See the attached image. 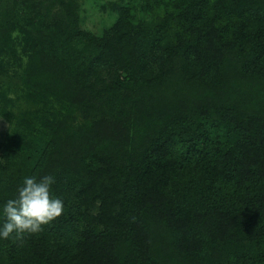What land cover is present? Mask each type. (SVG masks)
<instances>
[{
	"label": "trees",
	"instance_id": "1",
	"mask_svg": "<svg viewBox=\"0 0 264 264\" xmlns=\"http://www.w3.org/2000/svg\"><path fill=\"white\" fill-rule=\"evenodd\" d=\"M79 8L0 0V224L25 177L64 203L0 264H264V0Z\"/></svg>",
	"mask_w": 264,
	"mask_h": 264
},
{
	"label": "clouds",
	"instance_id": "2",
	"mask_svg": "<svg viewBox=\"0 0 264 264\" xmlns=\"http://www.w3.org/2000/svg\"><path fill=\"white\" fill-rule=\"evenodd\" d=\"M54 183L55 177L52 175L39 179L35 176L24 178L17 194L3 205L0 238L8 239L15 233V240H23L25 234L42 231L43 225L63 214V200L53 196L51 191Z\"/></svg>",
	"mask_w": 264,
	"mask_h": 264
},
{
	"label": "rangeland",
	"instance_id": "3",
	"mask_svg": "<svg viewBox=\"0 0 264 264\" xmlns=\"http://www.w3.org/2000/svg\"><path fill=\"white\" fill-rule=\"evenodd\" d=\"M79 4L81 27L95 35H101L117 20L115 6L127 0H76ZM4 83V79L2 80ZM15 87L17 88L16 84ZM7 122L0 117V141L7 130Z\"/></svg>",
	"mask_w": 264,
	"mask_h": 264
}]
</instances>
